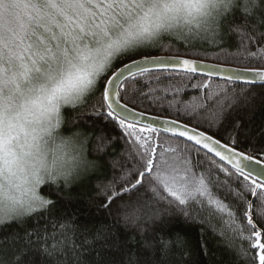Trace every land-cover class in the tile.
Wrapping results in <instances>:
<instances>
[{"label":"snow or ice","instance_id":"6c2138e0","mask_svg":"<svg viewBox=\"0 0 264 264\" xmlns=\"http://www.w3.org/2000/svg\"><path fill=\"white\" fill-rule=\"evenodd\" d=\"M203 6L204 0H0V226L13 222L23 226L34 215L51 213L55 208V200L41 195L37 174H30L25 167L24 149L36 138L33 125L45 118L59 99H69L87 90L79 106H87L95 96L94 110L87 115L118 127L133 149V167L118 181L98 185L99 195L106 198L99 207L109 215L114 212L117 223L141 237V251L128 253L121 264H176L172 250H186L187 239L179 233L174 238H156L157 229L163 232L175 217L188 224H199L205 230L211 227L215 234V224L224 223L227 216L234 225L238 215L250 228L247 236H243V227L239 232L254 253L252 264L257 260L264 264V224L258 227L252 215L259 200L257 214L264 217V151L258 157L237 151L235 145L243 125H235L236 136L229 146L177 120L148 117L121 103L127 82L153 69L164 74L157 76V81L171 79L173 74L190 80L198 75L208 77L203 84L191 85L202 96L183 102L182 110L189 118L210 104L216 105L213 116L222 117L226 106L230 109L241 98L245 103L255 99L259 93L248 95L252 88L264 90V68L238 69L179 56L144 54L160 50L164 38L178 36L177 33L185 34V42L199 39L197 14ZM257 7H264V3L241 0L230 12H249ZM258 39L264 40V33ZM245 41L255 42L247 32L240 35L241 45ZM245 51L246 58L264 61V47L258 51H247L245 47ZM137 56L141 58H134ZM124 60L130 62L122 63ZM117 63H122V67L112 71ZM215 77L224 83L213 85ZM238 81H245L248 87L239 93L233 90L229 95V87ZM183 90L165 87L161 90L164 96L150 99L155 103L169 93L176 97ZM167 103L169 108H177L182 102L173 99ZM180 114L178 109L177 115ZM169 134L186 138V146L161 143V136ZM245 135L249 136L250 130H245ZM187 142H194L191 148ZM202 150H206L203 159ZM213 153L221 163L209 155ZM43 185L60 195V184ZM59 227L64 243L57 241L49 248L44 240L45 246L39 248L42 255L49 257L48 264H89L78 248L96 241L102 247L120 250V240L108 224L85 227L82 231L89 238L80 246L73 243L71 248L67 246V233L75 235L80 227L71 221L61 222ZM34 234L39 246V229ZM204 234L202 231V237ZM32 235L33 232H25L29 245L33 243ZM127 243H136V237L130 236ZM200 245L206 254L203 239ZM96 264H102L99 257Z\"/></svg>","mask_w":264,"mask_h":264},{"label":"trees","instance_id":"16d2710c","mask_svg":"<svg viewBox=\"0 0 264 264\" xmlns=\"http://www.w3.org/2000/svg\"><path fill=\"white\" fill-rule=\"evenodd\" d=\"M259 2L264 3V0H259ZM244 32H247L255 42L245 41V44L241 45L240 35ZM261 33H264V7H257L249 12L234 9L221 20L220 32L216 42L208 43L199 39L185 42L179 36H168L164 38L163 47L160 50L144 54L149 56H181L238 68H264V61L254 57L246 58L245 51V47L247 51H258L260 47H264V40L258 39ZM189 44L193 46L189 47ZM127 62L129 60H124L122 63ZM122 63H117L112 71L122 66ZM162 75L164 74L159 71H153L146 73L143 77L129 80L126 84L127 91L121 93V101L135 110L174 119L204 131L229 146H232L231 140L236 136L235 125L239 123L243 127L240 129L238 142L235 145L236 149L257 157L264 151V90L259 87L252 88L248 95L251 97L253 92L259 93L255 99H250L245 103L241 98L239 103L230 109L226 106L222 117L213 116L216 105L210 104L204 111L189 118L188 113L182 110L183 102H190L193 97L200 98L202 96V93L193 89L191 85L203 84L204 80L208 78L197 76L190 80L181 74H173L171 79L157 81L156 77ZM212 83L213 85L223 84L224 81L213 79ZM165 87H181L184 90L176 97L169 93L165 99L153 103L150 97L164 96L161 90ZM246 87L248 85L245 84L230 86L229 95L233 90L239 93ZM154 88L158 91L150 92V89ZM142 93H147V95L142 96ZM173 99H178L182 103L177 105V108H169L167 102ZM96 100L97 98L94 96L88 101L87 106L64 109V115L68 122L75 120L77 127L83 128L91 134L92 139L89 143L88 155L96 161L95 166L78 181L72 183L70 187L65 188L61 183L58 189L60 195L55 190L49 191L44 185L41 186V195L56 201L55 208L51 213L34 215L23 226L14 222L7 226H0V264H48L49 257L42 255L39 248L45 246L44 240H47V247L49 248L57 241L64 243V237L60 235L59 225L61 222L67 223L69 221L74 222L81 229L75 235L71 232L67 233V246L69 248L72 247L73 243L80 246L89 238L82 231L85 227L92 228L101 223L112 226L111 230L116 233L120 240L119 251L111 247H102L100 241H96L91 246L85 244L83 247H79L78 250L82 257L89 264H96L98 257L102 264H121L122 261L126 260L128 253L141 251L140 235L131 229L125 230L122 223H117V216L114 212L109 215L107 211L99 207L106 201L105 197L99 195L100 187L109 185L114 180L118 181L125 172L133 167V159H130L133 149L126 143V139L118 127L108 124L103 118L87 115L94 110L93 105L96 104ZM178 109L180 115H177ZM69 130L68 127L64 128L66 132ZM245 130H250L249 136L245 135ZM100 135H103L109 143L103 151L94 155L93 146L96 143V137ZM165 141H168V145L172 147L178 145L184 148L186 146L185 141L173 138L171 135H162L160 142L164 143ZM187 147L191 148L192 145L187 142ZM194 153L195 149L193 148V155ZM201 158H204L203 151ZM113 164L117 166L113 167ZM220 178L224 180L226 177L221 173ZM52 187L55 188V186ZM259 205L260 201L257 200L252 212L254 223L258 227L264 224V217L257 214ZM112 207L115 208L116 204H113ZM206 215L207 213H205ZM241 227L244 228L243 236L250 234V228L246 221H242L239 215L234 225L230 224L228 217L225 216L224 223L215 224V234L211 227L205 230L199 224H188L181 217H175L168 222V226L163 232H159L157 229L156 238L157 240H159V236L166 239L174 238L179 233L187 239L188 248L186 250L179 248L172 250L176 264H252L251 257L254 253L249 250V242L242 239L239 232ZM35 229H39L42 238L39 246H36ZM202 231L205 233L203 237ZM25 232H33L31 236L32 245L28 244ZM13 234L17 235L14 236ZM149 235L151 236V233ZM130 236L136 237V243H127ZM202 239L206 243V254L200 245ZM262 242H264V238H262ZM182 252L183 254H181ZM256 264H258V260Z\"/></svg>","mask_w":264,"mask_h":264},{"label":"clouds","instance_id":"9594fccd","mask_svg":"<svg viewBox=\"0 0 264 264\" xmlns=\"http://www.w3.org/2000/svg\"><path fill=\"white\" fill-rule=\"evenodd\" d=\"M254 2L259 4V0ZM238 3L241 0H204L197 14L198 38L214 42L219 36L221 20ZM177 35L185 38L182 32ZM86 95L87 90H84L69 99H59L52 111L33 125L37 129L36 138L24 149L27 154L23 162L30 174H37L40 186L44 183L70 186L95 166L96 161L88 155L91 134L77 127L75 120L68 122L64 115L65 108L81 105ZM65 127L70 130L64 131ZM108 143L103 135L97 136L93 154L103 151Z\"/></svg>","mask_w":264,"mask_h":264},{"label":"water","instance_id":"95a60500","mask_svg":"<svg viewBox=\"0 0 264 264\" xmlns=\"http://www.w3.org/2000/svg\"><path fill=\"white\" fill-rule=\"evenodd\" d=\"M155 56H169V55H155ZM179 57H181V56H179ZM141 58V57H140ZM182 58H187V57H182ZM137 59H139V58H137ZM189 59H193V58H189ZM195 60H197V61H201V62H203V63H206V64H212V65H222V64H217V63H213V62H208V61H202V60H198V59H195ZM130 62V61H129ZM223 66H226V67H231V68H238V67H233V66H227V65H223ZM120 67H122V66H120ZM238 69H245V68H238ZM153 71H158V70H155V69H153L152 71H150V72H153ZM198 76H203V77H206V78H208L207 76H204V75H198ZM215 80H221V81H223V79H221L220 77H215L214 78ZM254 83L256 84V85H259L260 84V82L259 81H254ZM236 84H245V85H247L246 84V82L245 81H238V82H236ZM121 103H123L122 101H121ZM124 104V103H123ZM129 107V106H128ZM129 108H131V107H129ZM136 111H138V110H136ZM138 112H141V111H138ZM146 114V116H148V117H159V118H161V119H169V120H174V119H170V118H165V117H160V116H155V115H151V114H147V113H145ZM158 122V121H157ZM180 123H182V122H180ZM182 124H184V123H182ZM189 126V125H188ZM189 128H194V127H191V126H189ZM196 129V128H195ZM198 130V129H197ZM198 131H200V130H198ZM170 135V134H169ZM176 138H178V139H180V140H183V141H186V138H179V137H176ZM216 139V138H215ZM189 144H191V145H193V143L194 142H188ZM222 144H225V143H223V142H221ZM197 147H199V146H197ZM203 152L204 151H206V150H202ZM237 151H240V150H237ZM211 157H213L214 159H216V160H218L219 161V158L218 157H215L214 156V153L213 154H209ZM220 162V161H219ZM222 163H224L226 166H228V167H231L230 165H227V163L226 162H222Z\"/></svg>","mask_w":264,"mask_h":264},{"label":"rangeland","instance_id":"374dc122","mask_svg":"<svg viewBox=\"0 0 264 264\" xmlns=\"http://www.w3.org/2000/svg\"><path fill=\"white\" fill-rule=\"evenodd\" d=\"M87 173V172H86Z\"/></svg>","mask_w":264,"mask_h":264}]
</instances>
